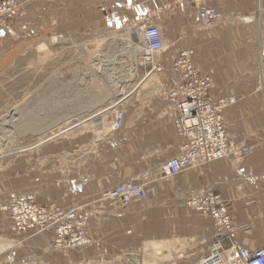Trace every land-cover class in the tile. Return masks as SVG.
I'll list each match as a JSON object with an SVG mask.
<instances>
[{
  "label": "crops",
  "instance_id": "obj_1",
  "mask_svg": "<svg viewBox=\"0 0 264 264\" xmlns=\"http://www.w3.org/2000/svg\"><path fill=\"white\" fill-rule=\"evenodd\" d=\"M18 1L25 14L0 30L2 64L51 33L70 36L111 29L117 32L110 39L126 49L139 44L134 33L146 20L159 27L165 49L156 57V85L150 83L149 65L135 71L133 63L136 79L122 83L130 90L119 100L124 125L96 138L92 150L103 160L99 157L100 164L92 167L88 185L107 190L123 180L145 184L141 198L126 207H117L122 204L104 198V193L95 199L116 207L106 219L88 221L90 231L113 235L112 244L101 242L62 255L38 235L18 247L0 245V264H118L110 258L128 249L120 256L122 264H145V260L146 264H205L210 255L225 264L235 259V243L249 250L264 248V89L256 69L258 65L264 71V0ZM207 7L216 9L220 17L204 28L198 10ZM76 42L80 55L89 51L86 40ZM185 49L193 51L191 59L200 74L210 78L209 96L229 101L220 110L226 135L248 146L250 154L242 161L216 159L163 179L158 166L177 153L183 139L166 115L170 103L156 91L177 81L172 63ZM109 52L98 56L104 54L108 69L116 72L115 63L105 59ZM207 193L225 204L233 235L218 231L210 216L190 205ZM157 244L164 258L152 261L154 257L143 251L151 252Z\"/></svg>",
  "mask_w": 264,
  "mask_h": 264
},
{
  "label": "rangeland",
  "instance_id": "obj_2",
  "mask_svg": "<svg viewBox=\"0 0 264 264\" xmlns=\"http://www.w3.org/2000/svg\"><path fill=\"white\" fill-rule=\"evenodd\" d=\"M4 1L0 0V8ZM13 1L21 4L23 13L8 19L0 14V30L25 14L23 3ZM115 32L51 33L4 64L0 59V245L4 249L18 247L38 235L58 247L62 255L101 242L112 244L113 235L90 231L88 221L104 220L116 207L96 202L108 187L88 185V181L92 167L100 164L101 156L92 152L96 138L113 132L109 129L110 107L130 90L122 83L136 79L134 58L123 54L134 50L136 44L117 52V61H113L117 70L110 75L115 81L112 86L101 77L104 54H98L119 43L110 39ZM55 35L61 37L54 39ZM85 40L89 51L80 55L73 42ZM155 73H150L154 85L158 83ZM55 114L59 118L55 119ZM63 115L71 116L63 120L67 118ZM124 252L130 249L110 259L122 264Z\"/></svg>",
  "mask_w": 264,
  "mask_h": 264
},
{
  "label": "built area",
  "instance_id": "obj_3",
  "mask_svg": "<svg viewBox=\"0 0 264 264\" xmlns=\"http://www.w3.org/2000/svg\"><path fill=\"white\" fill-rule=\"evenodd\" d=\"M17 12L23 13L20 3L13 0L1 3L0 14L5 19L12 18ZM198 16L203 27L209 28L220 14L213 7H207L199 9ZM138 32L142 53L134 58V65L136 64L134 69L137 66L149 65L150 74L157 69L156 57L165 49V45L159 27L149 20L139 26ZM60 37L61 35L53 36L54 39ZM192 53L191 49L178 52L172 63L173 70L178 75L177 81L158 93L170 103L166 115L174 124L176 133L183 139V145L177 153L159 164L158 169L161 174L163 173V178L175 176L192 166H204L224 156L244 157L249 154L247 147H241L240 143L227 140L221 126L220 114L224 100L215 101L209 96L212 83L210 78L202 76L193 64ZM263 81L264 73H260L261 84ZM117 107L120 105L111 107V130L114 132L119 131L124 125V110ZM144 186V183L138 185L119 183L104 193L103 197L127 204L141 198ZM190 202L198 211L214 217V227L218 231L232 235L229 214L227 215L224 203L218 196L210 193L204 200L193 199ZM233 248L236 250L233 264H264L263 248L248 250L239 245H233Z\"/></svg>",
  "mask_w": 264,
  "mask_h": 264
},
{
  "label": "bare ground",
  "instance_id": "obj_4",
  "mask_svg": "<svg viewBox=\"0 0 264 264\" xmlns=\"http://www.w3.org/2000/svg\"><path fill=\"white\" fill-rule=\"evenodd\" d=\"M139 30V29H138ZM134 36H136L137 37V39H139L138 38V36H139V32H136V33H134ZM120 46H122V45H120ZM119 45H117V44H114L113 46H112V49L110 50V52H109V54H108V56L105 58L106 60H108V61H110V62H113L114 60V62L116 63V61H117V56H118V54H117V52L119 53V51H121V50H123V48L122 47H120ZM124 49H125V46H124ZM127 49V48H126ZM125 49V50H126ZM125 50H124V52H125ZM129 50V49H128ZM139 53H142V47H141V44L139 43L138 45H137V43H136V46H135V49L133 50L132 49V51H130L129 52V57H132V58H135L136 57V55H138ZM101 60V59H100ZM102 62H103V66H104V64L107 66V67H101L102 68V70L100 71L102 74L101 75H103V76H101V77H103V79L104 80H107V82L108 83H110V85L111 84H113L114 82H113V79L112 78H110V75L111 76H113V74H115V73H113L112 72V70L111 69H108V67H109V65L108 64H106V63H104V60H102ZM113 62V63H114ZM132 63H135L134 61L132 62ZM100 64H101V62H100ZM194 64V63H193ZM111 71V72H110ZM121 72V71H120ZM259 72L260 73H263V71L261 70V69H259ZM121 76H123V74L121 75ZM118 77L120 78V76L118 75ZM111 79V80H110ZM116 79V78H115ZM122 79V78H121ZM117 80H119V79H117ZM124 80H126V78L124 79ZM120 81V80H119ZM113 82V83H112ZM118 82V81H117ZM121 82V81H120ZM117 84V83H116ZM260 84V89L261 90H263L264 89V81L262 82V84H261V82L259 83ZM109 85V84H108ZM112 86V85H111ZM110 87V86H109ZM111 88V87H110ZM113 88V87H112ZM88 102V101H87ZM227 102H229V101H225L224 100V104H223V106H222V108L226 105V103ZM119 104V102H117L116 104H114V106L115 105H117V106H119L118 105ZM111 108V107H110ZM117 108H120V107H117ZM63 112H65V111H63ZM62 112V113H63ZM69 112H71V111H69ZM60 113V112H59ZM62 113H60V114H62ZM63 114H65V113H63ZM58 116V115H57ZM63 116H66L67 118H62L63 120H65V119H68V118H70V116L69 115H63ZM62 116V117H63ZM74 116V115H73ZM60 117H61V115H60ZM222 117V116H221ZM56 118H59V116L58 117H56V114H55V119ZM62 121V120H61ZM223 121V120H222ZM59 122V121H58ZM35 124V123H34ZM34 124H32V126H34ZM111 121H110V125H109V129L111 130L112 128H111ZM26 126H28V125H26ZM36 126V128H37V124L35 125ZM221 126H222V129H223V132L225 133V136H226V138H227V140H231V141H234V142H236L235 140H233L232 138H230V137H228L227 135H226V132H225V128H224V125H223V122H221ZM24 127V126H23ZM27 128V127H26ZM29 128V127H28ZM27 128V129H28ZM30 129V128H29ZM28 129V130H29ZM41 129V128H40ZM42 129H44V128H42ZM41 129V130H42ZM48 129V128H47ZM34 131V130H33ZM37 131H39V130H37ZM111 131H113V130H111ZM32 132V131H31ZM34 132H36V131H34ZM114 132V131H113ZM39 133V132H38ZM236 143H239V142H236ZM240 145H241V147H247L248 149H249V147L248 146H246V145H243L242 143H240ZM249 154H250V149H249ZM248 154V155H249ZM248 155H246V156H244V157H242V156H234V157H230V156H224V157H221V158H225V159H228V160H230V161H242L243 159H245ZM221 158H219V159H221ZM213 161V160H212ZM211 162V161H210ZM209 162V163H210ZM208 164V163H207ZM193 167V166H192ZM189 168H191V167H189ZM159 170V169H158ZM160 172V171H159ZM183 172V171H182ZM181 173V172H180ZM161 174V173H160ZM163 176V173L161 174V177ZM163 178V177H162ZM169 177H167V178H165V179H168ZM119 183H131V184H133V185H137L135 182H133L132 180H127V181H122V182H119ZM119 183H117V184H119ZM117 184H115V185H117ZM114 185V186H115ZM114 186H112V187H114ZM111 187V188H112ZM111 188H109L108 190H107V192L108 191H110V189ZM208 195H210V193H207V194H205L203 197H200V198H195V199H201V200H204ZM110 200H113V199H110ZM138 200V199H137ZM206 200H208V198L206 199ZM116 201V200H115ZM133 201H136V200H133ZM133 201H131V202H133ZM192 201V200H191ZM211 201V200H210ZM131 202H129V203H131ZM129 203H127V204H129ZM122 205H126V204H122ZM190 205L193 207V209L195 210V211H197V212H199V213H202V214H205V215H208V216H210L211 217V219H212V223H213V226H214V217L213 216H211L210 214H206V213H204V212H200V211H198L196 208H195V205L193 206V204H192V202H190ZM224 206H225V204H224ZM225 208H226V206H225ZM226 213H227V215L229 214V217H230V221H231V224H229L230 225V227H231V229L233 230V233H234V227H233V221H232V218H231V216H230V213H229V211L227 210V208H226ZM218 230V229H217ZM222 231H225V229H222ZM233 233H232V235H233ZM230 234V233H229ZM231 235V234H230ZM154 244V243H153ZM158 245V247H155L154 248V246L152 245V247H153V249L152 248H150V249H152V251L151 252H149V250L148 251H143V254L145 255V256H151L153 259H152V261H154L155 260V258H160V259H163L164 257L162 256V254H161V248H160V246H159V244H157ZM233 245H239V244H237V243H235V244H233ZM150 246V245H149ZM163 246V245H162ZM240 246V245H239ZM145 247V246H144ZM233 247V246H232ZM240 247H242V246H240ZM149 248V247H148ZM164 248V247H163ZM244 248V247H243ZM145 249V248H144ZM234 249V248H233ZM264 249V248H263ZM249 250V249H248ZM235 252H236V250H235ZM143 255V256H144ZM236 256V255H235ZM236 258V257H235ZM234 261H235V259H234ZM234 261H231V262H228V263H225V264H233L234 263ZM145 262V264H146V260L144 261ZM215 262V263H214ZM219 264V263H217L215 260H214V255H210L208 258H207V261H206V263L205 264ZM172 264H178V263H172Z\"/></svg>",
  "mask_w": 264,
  "mask_h": 264
}]
</instances>
